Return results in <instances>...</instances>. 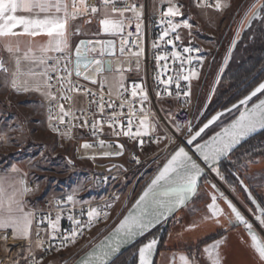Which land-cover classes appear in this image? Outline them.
Returning a JSON list of instances; mask_svg holds the SVG:
<instances>
[{
    "label": "snow or ice",
    "instance_id": "6c2138e0",
    "mask_svg": "<svg viewBox=\"0 0 264 264\" xmlns=\"http://www.w3.org/2000/svg\"><path fill=\"white\" fill-rule=\"evenodd\" d=\"M169 7L166 11L161 12V23L165 22V18H175L184 16L181 12V5L172 4L168 0ZM198 7H213L207 4L206 0H195ZM216 9H221L220 0H216L214 5ZM260 12H264V4L252 6L249 19H255ZM126 13H131L127 16ZM100 14L101 18L98 23L100 33L110 36H119L124 40L120 45V52H125V47L130 46L133 37L131 31H127L135 22V36L137 39L141 36L142 18L144 15V5H137L131 0H0V49L7 53V59L0 56V74L4 75L5 83L10 82L11 88L17 93L37 92L44 96L49 101L48 120L49 127L53 132H60V125H65V117H70L72 120L80 119L76 112L69 107L67 110L62 101H67L71 104L73 101L72 93H83L89 97V108L87 110L80 109L83 116V123L80 127H89L95 134L104 121L89 120L85 112L91 110V106L95 104L99 113L105 112V106L112 109L117 107L112 100L113 92L117 97H123L129 89L125 86V78L123 76L124 69H113L112 60L106 59L105 56L114 55L115 43L112 39H97V40H81L75 47L73 52L70 46L69 37L72 33L69 31L70 22L81 17L88 16V23H91V17ZM185 28L191 30L193 25L188 18L180 22H174L173 19L167 20V26L159 36L160 40H164L169 36V33H176L174 39L180 40L177 29ZM79 32V28L76 29ZM46 37V42H38L37 37ZM173 38L167 40V44L176 45ZM235 44V41L233 42ZM98 46V47H97ZM139 51L131 53L139 57L144 49L137 45ZM158 44L153 43V48H157ZM199 52V49L193 47H183L184 53ZM97 53V55H90ZM174 61L179 60L181 68L184 63H192V58H182L179 51L173 50L170 53ZM157 63L167 61L169 54H161L155 57ZM199 59V58H198ZM227 63V58L225 59ZM11 65V66H10ZM166 69L167 64L163 65ZM117 73L113 76L111 83L103 74ZM75 75L77 81H73ZM197 76L195 71H191L189 75H184L182 79L189 80L190 77ZM99 77V80H98ZM79 78L89 81L92 84H99L101 91L93 92L86 85L78 82ZM181 76L176 75V80L179 81ZM160 83L171 84L173 77L169 76L167 80H161ZM108 85V99H105L103 88ZM177 87L179 84L177 83ZM264 94V83H260L249 95L239 101V104H233L231 108L217 112L211 116L202 127L194 134H189L187 144L192 145L197 137L205 132L213 123L220 121L223 124L222 117L225 113L228 114L230 123L221 128V131L216 132L208 140L203 143L195 144V153L189 155L185 147L180 146L174 152L163 168L158 171V174L147 185L143 194L139 197L134 205L135 212H130L120 222L115 229L113 236L106 238L105 241L96 247L97 252L89 253V258L84 260L82 264H109L110 260L120 252L121 247L134 241L138 236H143L145 232L154 224L158 223L161 218L167 216L179 205H185L189 197L197 192L198 181L205 174V167H202L197 159L193 156L198 154V158H202L203 163L209 171H215L218 176H223L216 167V163L221 158H227L233 154L237 148L251 138L260 130H264V99L258 98V102L252 103L248 107L249 102L257 94ZM190 93H185L189 95ZM131 97L135 98L139 95L140 102L148 100V93L140 84L133 83L130 92ZM159 95V93H157ZM98 97V99H96ZM128 107V130L123 131V135H132L133 121L131 117L135 116L132 100L121 99L118 107L123 109ZM240 106H243L242 108ZM238 111V116L232 118V110ZM141 118L139 128L144 131H137L136 135L146 134L148 131V116L143 108L140 109ZM123 113L113 112L109 117L112 127L118 116ZM55 121V122H53ZM71 121L68 122V132L61 133L62 135L71 138L70 129ZM123 128V125H121ZM154 130V129H153ZM0 141L7 142V137H0ZM158 142V141H157ZM104 141L100 140L101 147L104 146ZM83 148L89 149L93 145L84 143ZM111 147V146H109ZM122 148V146H117ZM120 151H105L103 156L121 155ZM94 159V157H92ZM137 163L139 160L137 158ZM251 163V161H249ZM114 167H116L114 165ZM19 175V179H10L8 173ZM26 173H22L21 169L15 164L4 166L0 170V264H43L42 258L37 259L34 247L42 249L44 240L41 238V231L48 234L49 239H55L57 236L61 238V245L67 246L69 243H75L78 235L84 228H90L92 224L101 216V211L96 208H89L87 211V222H82L74 216L69 215L67 219L72 221L75 227L67 230V235L61 230V212L59 206L64 202L63 199L56 201V216L51 217V210L45 213L30 205L26 199L27 196L38 190L27 186ZM243 190L247 193L248 199L255 205V220L264 228V206L258 202L256 197L248 187L244 185L243 180H240ZM216 186L213 185V188ZM234 190V189H233ZM73 190L71 194L66 196V201L75 205L78 203L76 192ZM220 197L225 200L228 208L231 210L234 219L228 221L230 226H235L237 223L244 225L246 231L251 235L252 247L258 253V258L261 264H264V242L261 241L260 235L254 229L246 216L240 209L224 195L219 193ZM212 202L208 205L211 216L205 219L215 218L219 224V217L224 215L223 209L217 204V196H212ZM252 211V209H249ZM103 215L107 217L108 213ZM47 221L46 228L41 225ZM196 225L193 224L192 227ZM51 230L50 232L48 230ZM35 236V241L33 240ZM9 240L15 244H9ZM223 239L215 240L213 243L207 244L203 252L207 255L210 264H222L221 245ZM158 241L155 238L148 240L138 248L139 264H154L153 255L157 251ZM59 251V249H57ZM175 259V255L173 256ZM179 260L182 264H190L188 255L181 254ZM191 264H195V254L191 259Z\"/></svg>",
    "mask_w": 264,
    "mask_h": 264
},
{
    "label": "built area",
    "instance_id": "2783aa9c",
    "mask_svg": "<svg viewBox=\"0 0 264 264\" xmlns=\"http://www.w3.org/2000/svg\"><path fill=\"white\" fill-rule=\"evenodd\" d=\"M187 1L188 0H171L172 4L182 6L180 8L182 13H184L186 9ZM192 1L195 3V0ZM131 2L136 3L138 6L144 5L141 29L142 34L139 39L136 38L135 22H133L130 28L126 29V32L131 31L134 35L129 38L132 41V44L125 47V52L123 54L120 52V45L124 43V40L119 36L113 37L101 33L96 38L89 39L93 41L97 39L115 40V55L111 57L105 56V58L112 60L114 70L117 65H119V68L122 67L124 69L122 73L123 76L129 77L127 79L125 78L124 81L125 86L129 91L125 93L123 97H117L115 93H113L112 100L117 107L109 109L106 105L103 114L99 113L95 104L91 106L90 111L85 112V115H87L90 121L93 119L104 121L98 126V130L95 134L89 127H80L83 123V116L79 110H87L89 108V97L83 93H72L73 101L71 104L67 101H62L65 109L67 110L71 107L80 119L72 120L70 117H65L66 123L65 125H60V132H53L49 127L59 141L63 142L65 145H73L75 155L78 159H90L93 162L96 160H104L103 164H100L104 165L102 166V171L93 173L91 178L92 187L96 189V193L91 199H88L85 202L76 203L75 205L66 201L67 195H49L43 197L33 206L45 213L51 210V217L54 219L56 216V201L63 199L64 202L59 207L63 209L61 212L60 227L64 235H67V230L75 227L72 221L67 219L69 215L74 216L82 222H87V211L89 208H96L101 211V216L90 228L83 229L82 233L77 236L75 243H69L67 246L61 245V238L59 236L55 239H49L47 232L41 231L40 236L44 240L43 250L35 248L34 252L37 259L42 258L43 264H50V262L52 263V260H74L80 253H83L86 249H90L96 245L100 241H97V238L100 237L104 231L108 230L110 225L118 218V214L115 212V206L119 190H121L119 189V182L122 179H127V176L129 177V175L133 174H136L135 179L137 180L138 177H142V172L145 169H150L155 165L149 172V175L153 177L161 164L163 156H166L169 153L171 155L180 146L188 147L187 139L189 138L190 131L192 134L194 133V107L192 103V83L194 77H190L189 80H184L182 77L184 75H189L191 71L198 73L201 68L202 54L200 51H193L191 53L183 52V47L190 46L196 49L198 48L193 45L191 41L183 39L181 28L177 29L180 40L176 41L174 39L176 33L172 32H170L169 36L165 37L164 40L159 39L160 34L167 26L168 19H173L174 22H180L183 20V16H179L175 18H165V22L163 24L161 23L160 14L162 11H166L169 7L168 0H161L156 10L151 4V0H131ZM202 2H204V0H202ZM206 3L211 4L214 7L216 0H206ZM152 9L154 11H152ZM126 15L131 16V13H126ZM96 16H100V14H97ZM169 38L174 39L176 45L175 49L173 48V45L167 44ZM154 42L158 44L157 48H153ZM137 45L142 46L144 49L139 57L131 55V53L139 51ZM173 50L179 51L182 58L190 56L192 58V63L188 64L185 62L181 68L180 61H174L170 55ZM72 52L73 59H75L74 51ZM161 54H169V59L167 61H160L158 64L155 57ZM90 55H97V58H99L97 53H90ZM165 64L168 66L166 69L163 67ZM177 73L181 76L179 81L176 80ZM103 75H117V73L115 71H113V73L105 72ZM169 76L173 77V82L171 84L159 82L161 80H167ZM72 79L73 81H77L78 78L73 75ZM78 82L82 85H86L88 88L92 89L93 92L101 91L99 84L94 85L82 78H79ZM133 83L140 84L145 88L148 93L147 101L141 103L139 95L135 98L131 97L130 92ZM177 83L179 84V87H177ZM108 90V85H105L103 93L106 100L108 99ZM157 93H159V95H157ZM185 93L190 94L186 96ZM96 99H98V97H96ZM121 99L133 101L135 116L131 117L133 121L131 136L123 135V131L128 130L127 120L129 117L127 114L129 109L127 106L123 109L118 107ZM141 108L149 113L148 131L146 134L138 136L136 135L138 130L141 132L144 131L142 128H139ZM164 111L166 113H171V122L177 131H174L172 126L168 123ZM113 112L123 113V115L118 116L113 126L109 127V124L112 123V121L109 120V117ZM48 116L49 112L47 111V120ZM69 121H71L72 124L70 129L71 138L61 134L69 131ZM121 125H123V128H121ZM179 131L183 134H180ZM100 140L105 142L103 147L99 144ZM84 143L92 144L93 147L85 149L82 147ZM117 146H122V148ZM160 146H162V149L166 148V153L160 152ZM105 151H120L122 154L103 156L102 153ZM92 157H94V159ZM137 158L139 163H137ZM150 161H152V164L149 163ZM147 164H150V168H147ZM114 165L116 167H114ZM210 172L211 171H209L208 174ZM150 176L147 179L145 178L144 181L139 182V180L132 183V186L136 190L143 187L150 181ZM218 183L220 184L222 192L224 194L227 193L224 186L219 181ZM214 195L217 196V199L220 198L218 193ZM228 197H231V195L228 194ZM127 198L128 197L123 200L122 207L128 204ZM104 212L108 213L107 217L103 215ZM244 214H246L251 223L257 225L256 220H254L249 213L244 212ZM46 226L47 221L45 220L41 227L46 228ZM48 231L50 232L51 230L49 229ZM33 240L35 241V236ZM57 249H59V251H57Z\"/></svg>",
    "mask_w": 264,
    "mask_h": 264
},
{
    "label": "rangeland",
    "instance_id": "374dc122",
    "mask_svg": "<svg viewBox=\"0 0 264 264\" xmlns=\"http://www.w3.org/2000/svg\"><path fill=\"white\" fill-rule=\"evenodd\" d=\"M263 1L264 0H220V3L222 4L221 9H216L215 7H198L192 0L187 1L184 14L188 13V15L183 16V19L188 18L193 27L191 30L181 27V35L184 40L191 41L193 45L200 49L202 54L201 68L198 71L197 76L194 77L192 83V103L194 107L193 132L197 131L207 121L205 119L215 109L213 108L214 106H212L213 99L217 95V89L222 76L233 57V53L244 31L254 20L251 19L249 21L246 17L250 16V10L253 5H256L258 8ZM160 2L161 0H151V4L155 10ZM152 11L154 10L152 9ZM88 19L89 17H81L73 21L74 46H77L80 40L96 38L98 36L97 33H100L98 23L100 16L91 17V23L87 22ZM77 28H79L78 33L76 32ZM234 41L235 44L233 43ZM226 58L227 63H225ZM113 76L116 75L106 76L109 83H111ZM125 78L127 79L129 77L127 76ZM1 107L3 108L0 111V131L3 137H7V142L3 141L4 145L2 146V153L0 154V170L6 165L15 164L21 169L22 173L27 174L25 179L27 180V186L29 188L36 189L38 186V190L26 197L30 205L34 206L43 197L49 195H68L71 194L73 190H78L76 192L78 203L91 199L96 193V189L92 187L91 178L93 173L102 171V166L104 165L100 164H103L104 160H96L93 162L90 159H78L75 155L73 145H65L63 142L59 141L56 135L50 130L47 118V123H45L44 119L39 118L38 116H31V112L19 113L11 110L10 107H8V109H5L3 105ZM164 113L173 130L177 131L172 125L171 113H166L165 111ZM237 114V110L232 111V117ZM30 117H33V119ZM34 117H36L37 120H35ZM208 131L209 129L205 131L196 143L205 137ZM179 133L183 134L180 131ZM249 148L252 156H249L248 158L246 151H249ZM159 149H161V153H166V148L162 149V146H160ZM239 153L241 154H237L234 158L226 160L227 165L224 164V166H227L228 168L229 162L237 163L247 157V159H245V165L249 164V161H251V163L250 165H247V167L244 165H241L240 168L238 167L241 172H237L239 179L228 180L222 166L218 165L216 167L219 169L223 179H221V176H218L215 171H211L209 174L207 173L194 200H197L208 186L212 189L211 197L218 193L213 188V185L221 190L220 184L218 183L219 181L226 189V196H228V194L231 195L232 199H234L240 206L243 213H249L255 220L253 213L242 207L243 205L236 197L235 191L244 202L248 201V204H252L248 199L247 193L243 190V186L240 184V180H243L244 185L248 187L249 191H251L255 197L259 200H264V197H262L263 195H259V191L256 193L253 192L247 184V181H250L252 186L259 185L261 188L264 187V180H261V176H255L256 178H254L253 175L250 177L245 175L247 173H245V171L252 168L251 165L259 163L264 164V157L257 156L259 154L264 155V136L255 139L247 148ZM169 156L170 153L163 156L158 169ZM149 163L152 164V161ZM150 164L146 165L147 168ZM154 166L155 165H153L152 168L149 167L150 169H145L142 172V177H138L137 180L135 179L136 174H133L129 175V177L127 176V179H122L119 182V189L121 190H119L115 206V212L118 214V218L110 225L108 230L104 231L102 235L97 238V241L103 239L119 223L147 184L146 183L143 187L136 190L132 186V183L139 180V182L144 181L145 178L147 179L150 176V170L153 169ZM244 167H246V169H244ZM8 176L10 179L20 178V176L16 174ZM243 176L244 178H248L246 179L247 181L244 180ZM126 197H128V204L122 207V202ZM258 199L257 201L259 202ZM219 200L223 199L220 197ZM253 206L252 210L254 211L255 205ZM172 220L173 219L169 222ZM169 222L162 225L155 234L144 242L146 243L152 238H155L158 241L156 254L154 253L155 257L153 255L154 264H158L159 254L164 250V238ZM253 226L259 235L260 233L262 234L263 228L258 222L257 225L253 224ZM9 244L13 245V251H15L14 242L9 240ZM142 245L143 244L140 246ZM33 247L35 249V246ZM138 248L131 252L132 255L126 258V263L132 261L131 264H139ZM90 249H86L83 253H80L74 260H52V263L50 262V264H73L81 255ZM0 257H2V253H0ZM134 258L135 261L133 260ZM123 263H125V260Z\"/></svg>",
    "mask_w": 264,
    "mask_h": 264
},
{
    "label": "crops",
    "instance_id": "0c3cea01",
    "mask_svg": "<svg viewBox=\"0 0 264 264\" xmlns=\"http://www.w3.org/2000/svg\"><path fill=\"white\" fill-rule=\"evenodd\" d=\"M73 21L70 22L69 26V31L72 33L69 37L72 51H74L76 47V45H73ZM46 39L47 38L44 36L36 38L38 42H46ZM0 56H3L6 59L8 58L7 53L2 49H0ZM2 105L5 109L10 107L11 110L19 113L31 112V116H38L39 118L44 119V122L47 123L46 118L49 101L37 92H15L11 88L10 82L5 83L4 75L0 74V111L3 108L1 107ZM36 117H34L35 120H37ZM30 118L33 119V117ZM0 137H3L1 131ZM3 145V141H0V154L2 153L1 150ZM241 165L247 167L250 163L245 165L244 162V164ZM251 166L252 168L247 169V171L244 170L245 173L247 172L245 175L248 177L253 175L254 178L261 176V180H264V164L259 163ZM246 167H244V169H246ZM8 175L14 174L9 172ZM246 179L248 178H244L245 181H247ZM250 183V181H247L251 190L255 193L259 191V195H263L262 197H264V187L261 188L259 185L252 186ZM211 191L212 189H210L209 186L208 188L206 187L197 200H193L186 208L180 211L171 222H169L164 238V250L159 254L158 264H182L179 260L181 254L189 256L190 264L193 254H195V264H210L203 249L207 244L213 243L218 239H223L224 241L221 245L222 264H261L258 258V253H256L255 249L252 247L250 234L246 231L244 225H229L228 221L234 219V217L231 210L228 208V205L223 200L217 199L216 201L218 206L223 209L224 212V215L219 217V224L216 222L215 218L205 219V217L211 216V212L208 209V205L212 202ZM235 194L240 200V203H242L243 208L249 210L254 207L252 204H248V201L244 202L236 191ZM262 201L264 202V200ZM255 210L249 212L254 213ZM193 224L196 226L192 227ZM260 237L264 242V228L262 234L260 233ZM208 239L212 240L200 245L201 242ZM174 255L175 259H173Z\"/></svg>",
    "mask_w": 264,
    "mask_h": 264
},
{
    "label": "trees",
    "instance_id": "16d2710c",
    "mask_svg": "<svg viewBox=\"0 0 264 264\" xmlns=\"http://www.w3.org/2000/svg\"><path fill=\"white\" fill-rule=\"evenodd\" d=\"M262 4H264V1ZM185 15H188V13L184 14V16ZM262 82H264V12H260L259 16L255 18L250 23L248 28L244 31L233 53V57L229 62V64L227 65L226 71L222 76L221 82L217 89V95L213 99L212 106H214L213 108L215 109L209 114V116L205 120H208L216 112L233 105L234 103L242 99L244 96L252 92ZM263 95L264 94H262L260 97H262ZM235 116H233L232 118H234ZM221 119L223 120V124H221L220 121H217L209 129L205 137H203L201 140L208 138L209 136L216 133L223 126H225L230 122V119L228 118V114H226ZM263 136L264 133L246 142L234 154H232L229 157V159L234 158L235 156H237V154L238 155L241 154L239 152L247 148L251 142ZM246 154H248L247 156L248 158L249 156H252L250 148L249 151H246ZM257 156L264 157L263 154H259ZM247 157L243 159L241 158L242 161H239L237 163L229 162L228 168L227 166H224V164L227 165L226 163L227 161H224L221 164L222 169L226 173V177L228 178V180L231 181V179L234 180L239 179L237 176V172L239 171L240 165L243 164L244 162L246 163V161L244 160L247 159ZM259 202H261L262 206H264V202L261 199L259 200ZM160 227H158L153 232L149 233L141 240H139L137 243H135L123 255H121L118 259H116L112 264H131L132 261H130V263L128 262L126 263V258L132 255L131 252H133L136 248H138L141 244H143L148 238H150L153 234H155V232ZM210 240L212 239L203 241L201 242L200 245L204 244V242H209ZM124 260L125 263H123ZM133 260L135 261V258Z\"/></svg>",
    "mask_w": 264,
    "mask_h": 264
},
{
    "label": "water",
    "instance_id": "95a60500",
    "mask_svg": "<svg viewBox=\"0 0 264 264\" xmlns=\"http://www.w3.org/2000/svg\"><path fill=\"white\" fill-rule=\"evenodd\" d=\"M82 40H84V41H87L86 39H82ZM113 40V39H112ZM81 41V40H80ZM79 41V42H80ZM114 41V43H115V40H113ZM79 44V43H78ZM74 52H75V50H74ZM114 55H115V50H114ZM114 55H112V56H114ZM107 56V55H106ZM108 57H111V56H108ZM117 68H119V65H117L116 66V68L115 69H117ZM262 83H264V82H262ZM251 93V92H250ZM249 93V94H250ZM249 94H247V95H249ZM246 95V96H247ZM261 95V93H258L257 94V97H253L252 98V100L249 102V105H248V107H251V104L252 103H255V102H258V97ZM245 97V96H244ZM243 97V98H244ZM242 98V99H243ZM260 98H262V99H264V95L262 96V97H260ZM257 99V100H256ZM241 100V99H240ZM239 100V101H240ZM239 101H237L236 103H234V104H239ZM232 107V105L231 106H229V107H227V108H231ZM241 108L243 107V106H240ZM227 108H225V109H227ZM225 109H223V110H220V111H218V112H221V111H224ZM234 110H236V109H233L232 111H234ZM217 113V112H216ZM215 113V114H216ZM215 114H213V115H215ZM227 113H225V115H226ZM212 115V116H213ZM236 116H238V114L236 115ZM235 116V117H236ZM234 117V118H235ZM211 118V117H210ZM209 118V119H210ZM207 122V121H206ZM205 122V123H206ZM216 123V122H215ZM215 123H213L212 125H210L209 126V128L208 129H210ZM230 123V122H229ZM227 125V124H226ZM225 125V126H226ZM203 126V125H202ZM201 126V127H202ZM208 129H206V130H208ZM199 130V129H198ZM197 130V131H198ZM205 130V131H206ZM219 131H221V129L219 130ZM219 131H217V132H219ZM196 132V131H195ZM194 132V133H195ZM193 133V134H194ZM205 133V132H204ZM204 133H202L201 134V136L204 134ZM262 133H264V130H260L259 132H257L256 134H254L251 138H249L246 142H248L249 140H251L252 138H254V137H256V136H258V135H260V134H262ZM213 135H215V133L214 134H212L211 136H213ZM211 136H209L208 138H206V139H204V140H202V141H199L198 143H203L205 140H208ZM200 137H197V140L196 141H194L193 142V144L192 145H188V147H185V150L186 151H188L189 152V155H193L194 153H195V144H196V142L198 141V139H199ZM246 142H242V144L237 148V150L240 148V147H242ZM184 147V146H183ZM236 150V151H237ZM176 151V150H175ZM174 151V152H175ZM235 151V152H236ZM174 152L167 158V160L163 163V165L158 169V171L160 170V169H162L163 168V166H164V164L165 163H167V161H168V159H170L171 158V156L174 154ZM234 152V153H235ZM233 153V154H234ZM232 154H230L227 158H221V160L220 161H218L217 163H216V166H218V165H221L224 161H226V160H228L229 159V157L231 156ZM193 158L194 159H197V162L198 163H200L201 164V166L202 167H205V174H204V176L203 177H201L200 178V180L198 181V187H197V192L194 194V195H192V196H190L189 197V200L186 202V204L185 205H179L176 209H174L171 213H169L167 216H165V217H163V218H161V220L158 222V223H156V224H154L151 228H149L146 232H145V234L143 235V236H138L134 241H132V242H130L129 244H125V245H123L122 247H121V250H120V252L119 253H117L111 260H110V262H109V264H112L116 259H118L121 255H123L130 247H132L135 243H137L139 240H141L143 237H145L146 235H148L149 233H151V232H153L155 229H157L158 227H160V226H162V225H164L165 223H168L171 219H173L180 211H182L184 208H186L193 200H194V198L196 197V195L198 194V192H199V190H200V188H201V185H202V182H203V179H204V177H205V175H206V172H207V170H208V168H207V166H205L204 165V163H203V160H202V158H198V154H196V155H194L193 156ZM158 171L154 174V176L156 175V174H158ZM154 176L150 179V181L154 178ZM150 181L146 184V186L143 188V190L140 192V194L138 195V197L135 199V201L133 202V204L129 207V209L127 210V212L125 213V215L123 216V218L119 221V223L103 238V239H101L96 245H94L90 250H88L86 253H84L83 255H81L73 264H82V262L84 261V260H87L88 258H89V256H88V254L89 253H92V252H97V251H99V249L96 247L97 245H99V244H101V242H103V241H105L106 240V238H109V237H111V236H113V234H114V232H115V229L119 226V224H120V222L124 219V217L125 216H127L130 212H135V208H134V205L136 204V201L139 199V197L143 194V192H144V190L146 189V187H147V185L150 183ZM217 192H218V194L219 193H221L222 191L216 186L215 188H214ZM223 193V192H222ZM226 197H228V196H226ZM228 199H230L239 209H240V211L243 213V211L241 210V208H240V206L236 203V201L234 200V199H232L231 197H228ZM223 201L225 202V200L223 199ZM226 203V202H225ZM227 204V203H226ZM244 214V213H243ZM245 215V214H244ZM246 216V215H245ZM247 218V217H246ZM238 225H242V224H239V223H237ZM258 233V232H257ZM250 237H251V235H250ZM261 238V237H260ZM261 241H262V239H261ZM263 242V241H262Z\"/></svg>",
    "mask_w": 264,
    "mask_h": 264
},
{
    "label": "bare ground",
    "instance_id": "6f19581e",
    "mask_svg": "<svg viewBox=\"0 0 264 264\" xmlns=\"http://www.w3.org/2000/svg\"><path fill=\"white\" fill-rule=\"evenodd\" d=\"M209 172V170H207L206 174Z\"/></svg>",
    "mask_w": 264,
    "mask_h": 264
}]
</instances>
